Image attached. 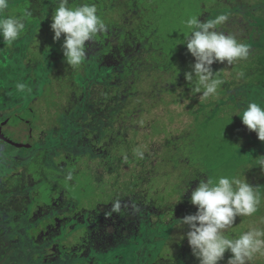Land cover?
I'll use <instances>...</instances> for the list:
<instances>
[{"label": "rangeland", "instance_id": "obj_1", "mask_svg": "<svg viewBox=\"0 0 264 264\" xmlns=\"http://www.w3.org/2000/svg\"><path fill=\"white\" fill-rule=\"evenodd\" d=\"M70 3L95 4L107 25L75 68L64 37L53 39L52 0H10L5 12L26 26L11 45L0 37V264H199L179 220L208 177L237 176L260 194L230 238L264 228V141L237 115L264 103V0ZM220 14L217 30L250 55L213 64L224 82L204 98L184 75L195 63L184 22ZM34 118L22 147V121Z\"/></svg>", "mask_w": 264, "mask_h": 264}, {"label": "clouds", "instance_id": "obj_2", "mask_svg": "<svg viewBox=\"0 0 264 264\" xmlns=\"http://www.w3.org/2000/svg\"><path fill=\"white\" fill-rule=\"evenodd\" d=\"M52 3L56 5L50 26L53 39L58 42L64 37L63 55L66 63L75 68L88 58L86 42H94L98 34L107 30V25L98 15L95 4L82 3L73 7L70 0H52ZM9 5L10 0H0V37L11 45L20 38L26 25L22 16H5ZM227 20V15L220 14L203 22L197 16H191L184 22L190 31L184 43L195 59L191 71L184 75L204 98L216 96L224 82L217 78L213 64L227 62L232 66L234 61L246 60L250 55L247 44L217 30V26ZM17 87L23 90L24 85ZM237 115L242 117L248 130L256 132L258 139L264 141V103L250 102L243 113ZM137 154L143 158V152ZM260 164L264 167V160ZM190 202L197 211L179 221L180 226L186 225L189 229L186 238L199 264H219L226 252L231 253L227 264H252L257 256H264V228L250 227L232 238L226 234V230L235 225L237 217L252 216L261 203L259 192L246 179L237 176L200 179L191 192Z\"/></svg>", "mask_w": 264, "mask_h": 264}, {"label": "trees", "instance_id": "obj_3", "mask_svg": "<svg viewBox=\"0 0 264 264\" xmlns=\"http://www.w3.org/2000/svg\"><path fill=\"white\" fill-rule=\"evenodd\" d=\"M262 63L264 64V61H262ZM161 69V68H160ZM159 69V70H160ZM158 70V71H159ZM116 76H118V75H116ZM151 86H153V85H151ZM101 93H103V91L101 92ZM132 118H134V116H131ZM34 122V123H33ZM31 123H33L32 125V130H33V128L35 127V118L31 121ZM24 125V124H23ZM25 126V125H24ZM26 127V126H25ZM35 130H36V128H35ZM20 142V141H19ZM21 143V142H20ZM117 143H121L120 141H118ZM129 185H132V186H135V182H130V181H128V183H127V186H129ZM67 212V211H66ZM68 212L67 213H65L63 216L64 217H66V216H68ZM54 218H56L55 220H52V219H50L49 220V225H51V226H55V225H60V222H61V219H60V217H54ZM72 233V232H71ZM70 233V234H71Z\"/></svg>", "mask_w": 264, "mask_h": 264}, {"label": "water", "instance_id": "obj_4", "mask_svg": "<svg viewBox=\"0 0 264 264\" xmlns=\"http://www.w3.org/2000/svg\"><path fill=\"white\" fill-rule=\"evenodd\" d=\"M22 123L26 126L27 128V133H26V140H24V142L22 143V147L28 146L27 145V141L32 139L33 135H32V123L31 122H23Z\"/></svg>", "mask_w": 264, "mask_h": 264}, {"label": "flooded vegetation", "instance_id": "obj_5", "mask_svg": "<svg viewBox=\"0 0 264 264\" xmlns=\"http://www.w3.org/2000/svg\"><path fill=\"white\" fill-rule=\"evenodd\" d=\"M31 108H29L28 110H30ZM28 122H31L30 120H27ZM23 122H25V121H23ZM34 123V122H33ZM32 123V124H33ZM26 133H27V128L24 126V129H23V140H26ZM32 135H33V137H32V139H30L29 141H27V143H34V136H35V127L33 128V130H32ZM0 136H1V134H0ZM21 142V141H20ZM22 142H24V141H22ZM22 142H21V144H22ZM61 195H63V194H61ZM63 198H64V196H62V199L61 200H63ZM47 205H49L48 203H47ZM68 209H69V207H68Z\"/></svg>", "mask_w": 264, "mask_h": 264}]
</instances>
